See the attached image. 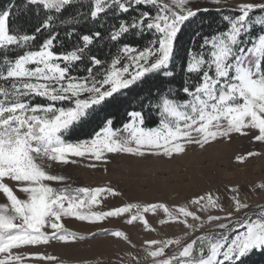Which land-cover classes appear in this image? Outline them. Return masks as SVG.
I'll list each match as a JSON object with an SVG mask.
<instances>
[{"label":"snow or ice","instance_id":"6c2138e0","mask_svg":"<svg viewBox=\"0 0 264 264\" xmlns=\"http://www.w3.org/2000/svg\"><path fill=\"white\" fill-rule=\"evenodd\" d=\"M194 2L88 0L87 11H82L84 0H24L39 22L29 26L25 18L15 28V4L0 10V264H59L57 256L25 250L88 238L70 231L67 219L88 224L123 219L151 233L156 229L146 214L158 212L164 215L161 226L182 227L185 235L147 241L146 264H249L254 255L264 256V203L244 201L239 187L228 189L227 206L219 195L207 192L174 207L129 203L105 211L97 209L109 197L121 196L119 191L72 187L50 171L78 160L97 167L108 163L110 154L171 160L190 148L205 149L235 137L264 146V0H245L231 8L232 15L222 17L225 30L205 37L199 50L189 52L175 94L161 93L149 108L159 116L157 127H145V111H131L119 130L107 119L93 138L67 139L97 108L146 77H176L180 34L201 12L210 11L194 9ZM210 2L218 13L224 10L226 0ZM108 15L117 20L106 38L120 47L106 61L94 50L105 39L100 29ZM81 23H94L97 29L78 33ZM137 33L155 35L143 49L123 43ZM58 46L64 51H57ZM81 64L83 74L77 75ZM260 156L264 152L251 151L237 161ZM255 188L264 191V183ZM108 234L131 243L123 231Z\"/></svg>","mask_w":264,"mask_h":264},{"label":"rangeland","instance_id":"374dc122","mask_svg":"<svg viewBox=\"0 0 264 264\" xmlns=\"http://www.w3.org/2000/svg\"><path fill=\"white\" fill-rule=\"evenodd\" d=\"M242 2L245 0H226L224 7L233 8ZM192 7L216 9L217 6L210 0H195ZM251 151L264 152V146L243 137H235L229 143H214L205 149L190 148L185 155L171 160L110 154L107 157L108 163H100L97 167H86L90 161L78 160L74 165H56L50 171L52 174L64 176L72 187L107 186L121 193L119 197H109L103 202L101 209L97 210H112L129 203H164L174 207L186 204L190 199L207 192L219 195L227 206V199L231 195L228 189L232 187H239L241 198L256 206L264 203V191L255 188L257 184L264 183V156L250 158L243 164L237 161L238 157ZM3 202L0 197V203ZM212 214L223 215L220 212ZM146 216L150 226L156 229L155 232H147L139 223L127 225L123 219H111L102 224L67 219L64 222L70 231L88 238L68 245L54 242L48 246L30 247L25 251L29 255L57 256L59 264H136L133 257L140 264H146L144 248L147 241L180 238L185 235L182 227L161 226L159 220L164 218L162 212H158L156 216ZM202 219H207V216L202 214ZM117 230L125 232L131 243H125L108 234ZM93 232L97 235L93 236ZM31 264L47 262L33 261Z\"/></svg>","mask_w":264,"mask_h":264},{"label":"trees","instance_id":"16d2710c","mask_svg":"<svg viewBox=\"0 0 264 264\" xmlns=\"http://www.w3.org/2000/svg\"><path fill=\"white\" fill-rule=\"evenodd\" d=\"M10 4H15V14L12 25L14 28L23 24L25 18L30 21L29 26L39 22L33 16L31 10L24 7V0H0V10L8 7ZM87 4L88 0H84V7L80 10L87 11ZM230 9V7H224V10L220 13L215 9H210L208 12H201L197 18L185 26L176 46L175 71L177 75L175 78L164 77L159 74L146 77L138 86L114 97L111 101L107 102L105 106L97 108L92 114V118L87 121L83 127L77 126L76 131L70 134L67 139L71 142L91 139L96 132L102 130L107 119L113 121L115 129H119L129 122L130 117L128 113L131 111H145L147 113L145 127H157L159 116L155 108L149 110L150 106L156 103L155 97L160 96L161 93L167 94L169 91L175 94L181 82V68L188 58L189 52L199 50L205 37L225 30L227 22H225L222 17L225 14L232 15ZM151 11L155 10L153 9ZM116 20L117 18L111 15L105 17L106 27L100 29L105 39L101 40L94 50L98 57H103L106 61H109L120 47L119 44H114L106 38L108 28H110ZM96 29L97 26L94 23H81L77 31L78 33L90 34L91 31ZM154 35L155 34L149 33H144L143 35L137 33L135 36L129 35L123 43H131L132 46L143 49L149 42V36L154 37ZM59 39L62 41L65 39L64 30H61ZM57 51H64V48L58 46ZM84 67L85 65L81 64L80 71L75 74H83ZM184 79H187V77L185 76ZM170 81H172V83H170ZM181 95H183V93H181ZM249 264H264V256L259 254L254 255Z\"/></svg>","mask_w":264,"mask_h":264}]
</instances>
